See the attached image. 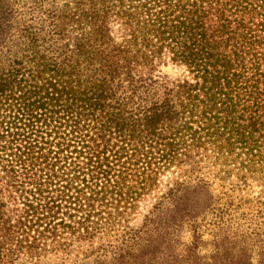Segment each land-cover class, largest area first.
Wrapping results in <instances>:
<instances>
[{
	"label": "trees",
	"instance_id": "trees-1",
	"mask_svg": "<svg viewBox=\"0 0 264 264\" xmlns=\"http://www.w3.org/2000/svg\"><path fill=\"white\" fill-rule=\"evenodd\" d=\"M0 264H264V0H0Z\"/></svg>",
	"mask_w": 264,
	"mask_h": 264
},
{
	"label": "rangeland",
	"instance_id": "rangeland-1",
	"mask_svg": "<svg viewBox=\"0 0 264 264\" xmlns=\"http://www.w3.org/2000/svg\"><path fill=\"white\" fill-rule=\"evenodd\" d=\"M163 70L164 71H166V72H173L174 71V69H172L170 66H167V67H164L163 68ZM257 188L255 187V188H253V189H249L248 190V192L247 191H244L243 193H242V195H249L248 197H252V195H257ZM239 197V196H238ZM237 199V198H236ZM140 222V216H138L136 219H135V224H138ZM187 235V234H186ZM206 237H207V235H206ZM187 237H185V239H186Z\"/></svg>",
	"mask_w": 264,
	"mask_h": 264
}]
</instances>
